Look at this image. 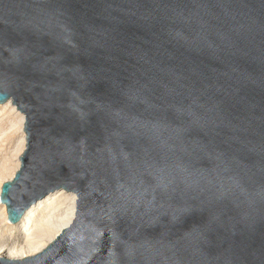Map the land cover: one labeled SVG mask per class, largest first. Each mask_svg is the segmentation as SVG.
<instances>
[{
	"label": "water",
	"instance_id": "1",
	"mask_svg": "<svg viewBox=\"0 0 264 264\" xmlns=\"http://www.w3.org/2000/svg\"><path fill=\"white\" fill-rule=\"evenodd\" d=\"M26 149L8 221L75 218L0 264H264V0H0V105Z\"/></svg>",
	"mask_w": 264,
	"mask_h": 264
},
{
	"label": "bare ground",
	"instance_id": "2",
	"mask_svg": "<svg viewBox=\"0 0 264 264\" xmlns=\"http://www.w3.org/2000/svg\"><path fill=\"white\" fill-rule=\"evenodd\" d=\"M3 112L12 116L14 127L19 134L17 153L15 155L14 172L0 183L13 182L16 171L20 168V156L26 147V134L24 129L25 116L12 101L8 99L1 104ZM14 127L6 131H14ZM76 194L62 189L48 193L23 211L21 218L12 224L8 221L5 204L0 199V230L3 233L0 244V260L22 261L40 253L49 246L64 229L69 228L76 212ZM6 226V228H4Z\"/></svg>",
	"mask_w": 264,
	"mask_h": 264
},
{
	"label": "rangeland",
	"instance_id": "3",
	"mask_svg": "<svg viewBox=\"0 0 264 264\" xmlns=\"http://www.w3.org/2000/svg\"><path fill=\"white\" fill-rule=\"evenodd\" d=\"M14 125L15 122L12 120V116L3 112L2 106H0V183L4 182V180L14 172V167L16 166L15 155L17 153L19 134ZM10 127H14V131H6V129H10ZM22 156L23 154L20 157ZM18 171L19 169L16 173ZM4 228H6V226ZM2 236L3 233L0 230V240Z\"/></svg>",
	"mask_w": 264,
	"mask_h": 264
}]
</instances>
